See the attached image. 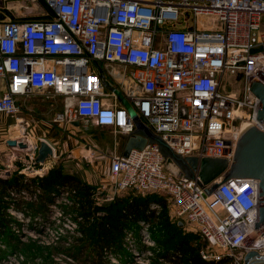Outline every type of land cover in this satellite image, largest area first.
<instances>
[{"label":"built area","instance_id":"obj_1","mask_svg":"<svg viewBox=\"0 0 264 264\" xmlns=\"http://www.w3.org/2000/svg\"><path fill=\"white\" fill-rule=\"evenodd\" d=\"M36 3L43 12L25 11ZM263 17L264 0H0V114L15 116L20 96L62 95L55 122L83 119L130 136L136 122L104 75L176 154L231 161L242 126L263 128L248 88L264 83ZM22 141L27 174L38 145ZM166 160L158 143L113 154L111 190L166 196L172 217L201 234L204 260L245 264L250 251L264 254L257 179L219 178L209 195L197 174L175 177Z\"/></svg>","mask_w":264,"mask_h":264},{"label":"rangeland","instance_id":"obj_2","mask_svg":"<svg viewBox=\"0 0 264 264\" xmlns=\"http://www.w3.org/2000/svg\"><path fill=\"white\" fill-rule=\"evenodd\" d=\"M36 5L37 8L31 5L25 8V11L31 14L44 11L40 3H36ZM201 22L210 23L211 18H202ZM30 97L38 99L41 104L48 103L50 100L42 94H34ZM21 103L22 101L20 105ZM76 122L78 123L77 128L74 123L73 125L69 124L66 130L69 132L74 130V133L71 134L73 137L79 138L81 148L76 151L79 152L77 155L75 153L74 155L64 153L51 161L49 166L35 165L34 168L27 170V174H23L27 177L42 176L55 168H60L63 173L73 174L82 181L89 183L91 180L92 183L90 184L97 189L98 198H96L100 205L109 204L118 196L130 198L145 196L146 192L136 190L128 189L123 192H113L111 190L112 184L115 182V176L111 173V170H103L101 164L105 162L111 164L109 158L115 153L121 154L123 152L122 145L116 151V146L112 142V138L117 134L116 130L113 127H98L83 119H77ZM43 131L39 130L41 136ZM62 131V129H54L47 136L56 142L58 138L55 134ZM87 133H90L88 137L86 136ZM82 134L87 137L86 140L81 138ZM33 138L39 143L38 135L33 136ZM22 157L26 161L21 162L20 168L25 170L26 166L29 165L27 162L28 154ZM98 157L101 161L99 165L96 162ZM102 178L107 180V187L102 184ZM63 192L64 189L59 186L51 193L50 200L43 202L38 196L40 191H37L36 194L19 197L18 209L9 207L8 214L11 222L8 233L10 238H7L6 241L11 244L9 246L0 244V248L4 249L3 252H0V264H78V261H74L69 257L67 249L75 243L76 238H82V234L78 230V221L75 219L74 213L69 210L73 200L71 193L69 191ZM23 194L26 193L23 192ZM155 194L160 198L165 199L166 197ZM151 209H154L158 215L163 207L152 203ZM170 209L171 206L167 203L166 212L169 213ZM68 210L70 212H67ZM169 219L172 223L175 222L172 214ZM186 226L188 227V225ZM170 230L173 233L175 232L174 227H162L158 219L137 221L136 225L126 231L121 250L116 255L112 251L107 252L109 261L106 264H171L168 259L162 257V251L167 248V245L171 248L180 238L187 239L193 245L200 246V248L205 244L199 232L187 230L184 227H182L181 237L179 234H174L172 241L167 244L165 241L171 234ZM13 239L15 240L13 241ZM6 241L4 242L6 243ZM38 246L41 248L43 255L38 253Z\"/></svg>","mask_w":264,"mask_h":264},{"label":"trees","instance_id":"obj_3","mask_svg":"<svg viewBox=\"0 0 264 264\" xmlns=\"http://www.w3.org/2000/svg\"><path fill=\"white\" fill-rule=\"evenodd\" d=\"M59 186L64 192L71 193L73 200L69 210L74 213L78 221V230L82 234V238H76L75 243L67 249L69 257L78 261V264H106L109 261L107 252L112 251L116 255L122 248L126 231L142 219L148 221L158 219L162 227H174L175 232L170 230L171 234L165 241L167 244L172 241L174 234H179L180 237L182 235L183 230L179 222L175 219L172 223L169 219L171 209L169 213L166 212L169 203L166 197L160 198L155 192L148 191L145 196L133 198L118 196L109 204L100 205L94 185L82 181L73 174L63 173L60 168H55L42 176L27 177L21 172H15L8 177H0V244L6 246L11 244L6 241L10 238L8 228L11 218L8 209L9 207L18 209L19 197L40 191L38 196L43 202H48L51 193ZM152 203L163 207L158 215L154 209H151ZM69 210L67 212H70ZM166 247L162 251V257L168 259L171 264H224L222 261L204 260L200 255V246L193 245L184 238H180L171 248L169 245ZM37 250L42 254L39 246ZM3 251L4 249L0 248V252Z\"/></svg>","mask_w":264,"mask_h":264},{"label":"water","instance_id":"obj_4","mask_svg":"<svg viewBox=\"0 0 264 264\" xmlns=\"http://www.w3.org/2000/svg\"><path fill=\"white\" fill-rule=\"evenodd\" d=\"M102 79L104 84L117 94L136 122V131L129 136L124 151L125 156L133 148L143 149L147 143H158L167 157L166 168L178 178L182 176L194 178L197 174L204 186L210 185L206 188L209 195L217 189L218 183L215 181L219 178H222V181L232 178L257 179L259 181V221L255 222V228H260L264 224V83L253 81L251 86L248 87L260 99L257 118L263 128L257 124L246 122L238 133L236 150L230 161L227 158L203 157L200 159L197 156L182 157L176 154L160 136L154 134L144 124L124 94L120 90L109 86L104 75H102ZM186 112V109L182 108L181 114L185 116ZM8 144L27 148L26 143L16 139L8 140ZM56 157L55 148L47 140L40 139L34 163L45 166L55 160ZM179 225L184 227L182 221L179 222ZM245 264H264V254L250 251L245 257Z\"/></svg>","mask_w":264,"mask_h":264},{"label":"crops","instance_id":"obj_5","mask_svg":"<svg viewBox=\"0 0 264 264\" xmlns=\"http://www.w3.org/2000/svg\"><path fill=\"white\" fill-rule=\"evenodd\" d=\"M118 69L123 71L124 67H119ZM128 71L129 70H127V72ZM5 90L6 84L0 79V96H2ZM55 97L51 99L49 98L50 100L48 103L41 104L36 98L30 96H20L18 97L20 110L15 116H10L5 113L0 114V177H8L15 172H25L20 168V166L21 162L26 161V159H23L22 156L27 155L28 151L19 146H10L8 144V140L10 139L20 141L28 140L36 145H39L38 141L33 140V136L38 135L39 140L43 138L55 148L56 156H61L64 153L68 155H74V153L77 155L79 153L76 152L81 148L78 140L79 138H75L71 134L74 133V130H71L70 132L66 130L69 123H58L54 121L56 113L66 109L64 108L66 102L65 97L62 95ZM21 101L22 103L20 105ZM91 123L95 124L92 121ZM73 124L77 128L78 123L74 121L70 125ZM54 129L63 130L62 132H57L55 134L58 138L56 142L49 139L47 136L48 133H51ZM39 130H44L42 132V136L39 134ZM89 134L90 133H87L86 136L88 137ZM87 137H85L84 134L81 135L83 140H86ZM112 139V142L116 146L115 150L118 151V147L122 145L123 152L121 154H124L129 141V136L117 133ZM109 159L111 161V157ZM96 162L98 165L101 163L99 157L96 159ZM101 166L103 170L105 169V171L110 170V164L108 162L101 164ZM102 179V184L107 187V180L105 178ZM89 183H92V181L90 180Z\"/></svg>","mask_w":264,"mask_h":264},{"label":"bare ground","instance_id":"obj_6","mask_svg":"<svg viewBox=\"0 0 264 264\" xmlns=\"http://www.w3.org/2000/svg\"><path fill=\"white\" fill-rule=\"evenodd\" d=\"M242 127H243V126H242ZM262 127H263V126H262ZM47 165L49 166V165H50V163H47L45 166H47Z\"/></svg>","mask_w":264,"mask_h":264}]
</instances>
